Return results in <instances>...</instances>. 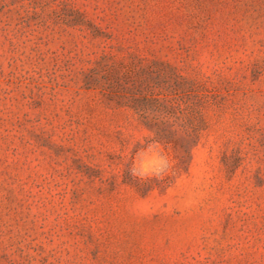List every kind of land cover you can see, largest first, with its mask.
I'll list each match as a JSON object with an SVG mask.
<instances>
[{"label":"rangeland","instance_id":"1","mask_svg":"<svg viewBox=\"0 0 264 264\" xmlns=\"http://www.w3.org/2000/svg\"><path fill=\"white\" fill-rule=\"evenodd\" d=\"M0 264H264V0H0Z\"/></svg>","mask_w":264,"mask_h":264},{"label":"clouds","instance_id":"2","mask_svg":"<svg viewBox=\"0 0 264 264\" xmlns=\"http://www.w3.org/2000/svg\"><path fill=\"white\" fill-rule=\"evenodd\" d=\"M170 167L169 161L161 155L158 146L146 143L137 153L133 163V175L161 178Z\"/></svg>","mask_w":264,"mask_h":264}]
</instances>
